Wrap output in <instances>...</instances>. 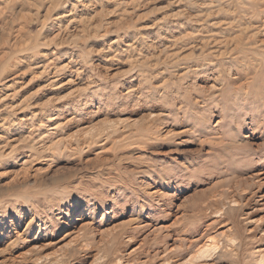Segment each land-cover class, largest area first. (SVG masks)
I'll list each match as a JSON object with an SVG mask.
<instances>
[{"label":"rangeland","instance_id":"1","mask_svg":"<svg viewBox=\"0 0 264 264\" xmlns=\"http://www.w3.org/2000/svg\"><path fill=\"white\" fill-rule=\"evenodd\" d=\"M206 244L264 264V0H0V264Z\"/></svg>","mask_w":264,"mask_h":264},{"label":"bare ground","instance_id":"2","mask_svg":"<svg viewBox=\"0 0 264 264\" xmlns=\"http://www.w3.org/2000/svg\"><path fill=\"white\" fill-rule=\"evenodd\" d=\"M259 28V27H258ZM236 202V201H235ZM217 245H201L197 252L192 254L189 259L179 264H214L215 253L217 251ZM168 264H171L170 262ZM178 264V263H177Z\"/></svg>","mask_w":264,"mask_h":264}]
</instances>
